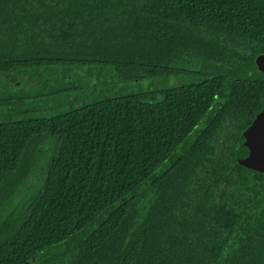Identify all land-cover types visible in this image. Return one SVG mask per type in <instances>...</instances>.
Listing matches in <instances>:
<instances>
[{
    "label": "trees",
    "instance_id": "obj_1",
    "mask_svg": "<svg viewBox=\"0 0 264 264\" xmlns=\"http://www.w3.org/2000/svg\"><path fill=\"white\" fill-rule=\"evenodd\" d=\"M263 53L264 0H0V264H264Z\"/></svg>",
    "mask_w": 264,
    "mask_h": 264
},
{
    "label": "rangeland",
    "instance_id": "obj_2",
    "mask_svg": "<svg viewBox=\"0 0 264 264\" xmlns=\"http://www.w3.org/2000/svg\"><path fill=\"white\" fill-rule=\"evenodd\" d=\"M249 45H252L251 43H249ZM82 75V74H81ZM114 77V75L112 76ZM171 80H176L175 77H168V78H147L144 79V85L147 86L148 83L153 82V85L160 87V86H164V85H168V82H171ZM52 80H50L49 82H51ZM73 81V80H72ZM86 82L92 84V85H96L95 87L97 88L94 92V94L96 95L100 89H102V87H104V84H108L109 82L112 83L113 85L118 86L119 84H121L120 80H85ZM93 81V82H92ZM41 84L37 86V83L31 81V82H22L21 84V89H20V93H22V95H27L28 97L30 96H35V93L37 92V90L41 89ZM92 87L87 86V87H83L81 91L77 92V96H80V98H83L86 94H88L90 92ZM52 89V88H51ZM99 89V90H98ZM60 101H68L70 100V98H65V97H61L58 96L57 97ZM88 98V97H87ZM49 100V98L44 97V101H39L38 104H30L32 107L34 105V109L37 110H46L49 108L50 106V102L46 101ZM64 101V102H65ZM28 110L30 109L29 106L26 107ZM5 115V114H4ZM4 115H0V116H4ZM18 118H21V116H18ZM232 124H235L233 120L230 121ZM223 132L221 133V137L225 136L226 134H228L229 129H225L223 128ZM235 132V131H233ZM235 136H233L232 138H234ZM44 165L45 162L44 161H40V165H34L33 168V173H32V181L26 185V189L23 188V186H18L13 194V198L8 202L7 207L5 206L4 210L10 212L11 209H16V207H20L22 205V197L23 196H28L29 199H31L36 191L39 189V185L38 182L42 180L43 178V174H44ZM38 181V182H37ZM36 183V184H35ZM25 189V190H24ZM7 202V200L4 202V204ZM9 206V207H8ZM3 213L0 214V224H2L4 222V218L2 217Z\"/></svg>",
    "mask_w": 264,
    "mask_h": 264
},
{
    "label": "water",
    "instance_id": "obj_3",
    "mask_svg": "<svg viewBox=\"0 0 264 264\" xmlns=\"http://www.w3.org/2000/svg\"><path fill=\"white\" fill-rule=\"evenodd\" d=\"M254 64L264 78V53L254 59ZM234 158L239 166L264 174V106L242 132L234 149Z\"/></svg>",
    "mask_w": 264,
    "mask_h": 264
},
{
    "label": "flooded vegetation",
    "instance_id": "obj_4",
    "mask_svg": "<svg viewBox=\"0 0 264 264\" xmlns=\"http://www.w3.org/2000/svg\"><path fill=\"white\" fill-rule=\"evenodd\" d=\"M263 106H264V104H263ZM263 106H262V108H263ZM262 108L253 117H255L262 110Z\"/></svg>",
    "mask_w": 264,
    "mask_h": 264
}]
</instances>
